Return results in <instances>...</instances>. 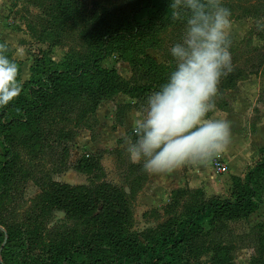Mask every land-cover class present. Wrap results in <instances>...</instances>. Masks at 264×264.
<instances>
[{"label": "trees", "instance_id": "obj_1", "mask_svg": "<svg viewBox=\"0 0 264 264\" xmlns=\"http://www.w3.org/2000/svg\"><path fill=\"white\" fill-rule=\"evenodd\" d=\"M34 1L42 6L41 15L36 16L43 30L40 39L66 40L78 35L88 55L56 63L42 54L31 79L22 82L20 95L0 107L4 151L0 155V226L6 228L0 227V264H189L191 259L202 264L200 259L207 254L213 255L214 264H233L237 240L242 239L254 248L252 264H264V223L244 238H236L229 227L260 208L264 161L244 180L234 181L231 199H208L200 189L174 190L164 209L169 219L148 231L150 239L133 231L134 201L149 178L140 165H130L128 189L107 181L100 153L88 154L73 168L86 176L89 185L73 186L53 178L69 171L72 144L80 132L93 135L96 131L97 111L105 100L125 95L136 100V106L143 105L166 81L174 65L158 64L146 56V50L157 48L163 33L170 30L177 35L184 27L182 21L172 19L170 0H137L119 17H111L88 0ZM113 55L128 62L136 77L141 73L140 78L125 81L116 71L102 69L101 63ZM246 77L242 69L232 70L223 80L224 89H236ZM130 107H118L120 124ZM47 158L51 168L43 173L41 162ZM29 182L38 185L41 194L34 201L39 216L31 215L34 228L26 241L22 231L7 223L5 200L11 201L12 193L20 195ZM54 212L64 213L72 226H64L65 231H45ZM207 214L213 218L205 230L201 219ZM38 249L47 260L31 259L30 252Z\"/></svg>", "mask_w": 264, "mask_h": 264}, {"label": "rangeland", "instance_id": "obj_2", "mask_svg": "<svg viewBox=\"0 0 264 264\" xmlns=\"http://www.w3.org/2000/svg\"><path fill=\"white\" fill-rule=\"evenodd\" d=\"M88 1L99 4L111 17L121 16L122 12L137 2V0ZM222 3L232 13L230 48L232 70L242 69L247 75L234 90H225L223 80L226 75L221 77L214 98V114L230 123L231 142L225 152L210 163L188 165L172 172L149 173L148 182L134 201L133 231L138 237L150 239L148 231L168 221L164 209L170 203L174 190L200 189L208 199H231L234 181L244 180L259 162L264 161V31H257L255 28V21L264 18V0H222ZM39 7H42L41 4L37 6L34 0H0V45L7 46L8 51L5 54L17 61L23 83L31 79L35 63L42 54H46L56 63L88 55L80 46L82 41L78 35H72L66 40L49 38L45 42L41 40L43 30L37 26L39 22L36 19V16L39 17L42 13ZM183 28H180L181 32L177 35L172 34L170 30L163 33L157 48L147 49L146 56L158 64L173 66L169 49L180 41ZM253 39L257 40L255 45ZM101 67L104 70L116 71L118 77L125 81H134L141 76L140 73L136 77L132 66L118 55L107 58L101 63ZM136 103V100L125 95L105 100L96 115L99 122L96 131L93 135L89 131L80 132L72 144L69 171L62 175H54V180L73 186L89 185L86 176L77 173L73 168L79 159L88 154L100 153L103 156L102 165L107 181L128 189L126 179L132 163L127 158L124 142L126 137H130L133 114L142 106V104L136 106ZM223 104L227 105L225 109L220 108ZM121 105L131 106L124 113L123 124L117 121V111ZM89 137L91 141L88 140ZM85 138L87 142L83 141ZM3 152L0 144V155ZM41 164L45 169L43 173L50 170L49 158ZM39 176L42 177V173L39 172ZM40 194V187L29 182L20 195L12 193V200L9 198L5 200L7 223L16 227L15 231H22L26 241L33 226L31 215L35 217L38 213L39 216L34 201ZM212 218L213 214H207L201 219L205 230L209 229ZM10 220L13 222H9ZM260 223H264V192L258 211L246 220L229 223V227L236 238H244ZM46 226L45 231H65L63 227H70L72 223L65 218L64 213L54 212L49 221H46ZM3 229L6 231V228ZM140 240L146 245L141 238ZM237 241L233 264H252L254 248L247 239ZM183 253L188 257L187 249L183 250ZM30 254L31 259L41 257V260H47L46 254L39 249ZM212 256L204 255L200 262L214 264ZM189 264H194V260L191 259Z\"/></svg>", "mask_w": 264, "mask_h": 264}, {"label": "clouds", "instance_id": "obj_3", "mask_svg": "<svg viewBox=\"0 0 264 264\" xmlns=\"http://www.w3.org/2000/svg\"><path fill=\"white\" fill-rule=\"evenodd\" d=\"M169 7L184 25L169 49L174 66L133 114L132 135L124 142L128 160L146 173L210 163L232 138L230 123L214 114L220 79L233 69L232 13L222 0H170ZM255 28L264 31V18ZM7 51L0 45V107L22 90L20 68Z\"/></svg>", "mask_w": 264, "mask_h": 264}, {"label": "crops", "instance_id": "obj_4", "mask_svg": "<svg viewBox=\"0 0 264 264\" xmlns=\"http://www.w3.org/2000/svg\"><path fill=\"white\" fill-rule=\"evenodd\" d=\"M99 108H100V107H99ZM98 112H99V109H98V111H97V114H98ZM86 138H87V137H86ZM86 138L83 140L84 142H87V139H86ZM90 139H91V138L89 137L88 140L91 141Z\"/></svg>", "mask_w": 264, "mask_h": 264}]
</instances>
